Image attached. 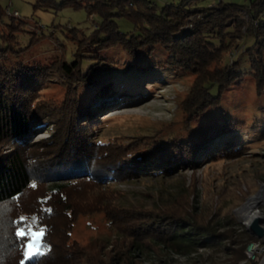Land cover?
<instances>
[{"label":"trees","instance_id":"1","mask_svg":"<svg viewBox=\"0 0 264 264\" xmlns=\"http://www.w3.org/2000/svg\"><path fill=\"white\" fill-rule=\"evenodd\" d=\"M199 1L176 3L172 0L159 5L155 0H63L61 3L36 0V8L84 9L89 18L97 16L100 20L93 22L91 32L75 28L68 32L67 39L76 46L71 61L63 51L62 57L49 66L33 63L8 68L0 65V264H7L10 254L16 252L19 255L16 264L24 260L23 245L29 238L22 241L15 232L24 229V223L33 217L34 227L44 230L43 246L50 251L29 264H107L99 252L92 253L95 247L82 248L75 254L48 239V225L54 214L59 211L73 217L82 213L72 203L73 189H87L90 183L91 191L110 181L123 182L140 175L170 176L186 168L195 170L201 161L221 153L229 155L231 148H236V143L228 137L221 150L207 153L217 139L241 128L232 119H225L222 124L206 123L200 137L174 135L158 141L136 139L129 145L100 142L98 146L81 123L84 118L87 122L96 118L91 103L80 102L81 89L99 87L98 98L111 89H106L104 81L95 76L110 65L101 57V52L112 48H122L133 57L147 50L151 56L153 50L164 48L170 66L196 70L198 77L184 103L187 132L193 131L190 126L193 120L202 118L220 104L224 87L241 76L237 72L238 63L212 70L210 59L222 62L223 54L245 37L252 39V46L246 52L257 89L264 91V0H248L244 5L219 0L211 6H201ZM120 21L129 23L131 30L124 32ZM3 38L9 43L8 48L14 49V31L10 29ZM58 74L64 76V85L71 93L60 107L38 103L36 94L42 83L53 82ZM76 84L79 87L74 90ZM50 125L54 130L53 139L42 142L43 146L37 147L38 154L30 156L28 151L34 136ZM33 183L35 187L46 184L42 193L49 195V199L38 197L37 211L32 213L27 211L24 201L25 197L32 196L34 187L30 185ZM6 209L10 211L8 216L3 215ZM104 212L110 225L125 235L128 243L122 247L124 257L136 243L186 249L188 245L184 241L189 237L206 247H216L229 240L225 250L231 259L227 264H240L246 259L247 245L256 238L249 235L242 240L234 238L232 231L220 233L187 209L146 211L107 206ZM21 217L27 219L21 220Z\"/></svg>","mask_w":264,"mask_h":264},{"label":"rangeland","instance_id":"2","mask_svg":"<svg viewBox=\"0 0 264 264\" xmlns=\"http://www.w3.org/2000/svg\"><path fill=\"white\" fill-rule=\"evenodd\" d=\"M62 1L58 0V3ZM155 1L164 4L163 0ZM223 1L248 4V0ZM217 2L219 0H200L199 5L211 6ZM35 4L36 0H0V65L8 68L33 63L49 66L62 57L63 51L71 61L76 46L67 39L68 32L73 28L91 32L93 22L100 20L97 16L89 18L84 9L67 7L57 11L36 8ZM13 21L16 23L11 26ZM120 25L124 32L132 28L126 21H120ZM10 29L15 33L14 49L8 48L9 43L3 38ZM42 37L45 39L37 40ZM251 43L252 39L245 37L225 52L223 58L221 55L222 62H211L214 59H210L209 68L212 70L238 63L237 72L241 76L224 87L216 108L193 120L190 124L192 132L184 130L187 115L184 103L198 77L196 70H178L170 66L167 51L159 47L151 56L149 50L136 57L125 53L122 48L101 52V57L110 65L97 72L95 78L99 77L104 81L103 86L111 89L107 95L98 98L99 87H83L79 96L81 103H91L95 114L93 121L87 122L84 118L81 123L88 128L96 146L100 142L129 145L136 139L154 138L158 141L174 135L200 137L205 132L206 123L222 124L225 119H232L241 128L232 135L215 140L207 153L215 154L221 150L228 137L236 143V148H231L229 155H213L215 157L207 161L203 158L195 170L186 168L170 176L140 175L123 182L110 181L91 191L90 183L87 189H73L72 203L78 205L82 213L73 217L59 211L54 214L48 225L50 242L75 254L82 248L95 247L96 251L92 253L99 252L107 264H227L231 259L225 250L229 240L216 247H206L189 237L184 241L188 245L186 249L136 243L124 257L122 247L128 242L125 235L110 225L104 209L107 206L146 211L187 209L220 233L232 231L234 238L242 240L254 236L242 223L240 215V211L253 201H257L254 210L264 214V91L257 89L246 52ZM64 80V76L58 74L53 82H43L36 94L38 103L60 107L66 95L71 93ZM53 132L51 125L40 130L34 136L29 155H37V147L53 139ZM44 185L34 187L32 196L25 197L27 211H37L38 197L49 199V195L42 193ZM8 210L3 215L7 213L8 216ZM32 222L28 219L24 223L25 232L39 233L42 229L34 227ZM27 237L28 243L32 242L31 236ZM43 239L44 235L40 240L42 247ZM18 259L17 252L10 254L7 264H16Z\"/></svg>","mask_w":264,"mask_h":264},{"label":"snow or ice","instance_id":"3","mask_svg":"<svg viewBox=\"0 0 264 264\" xmlns=\"http://www.w3.org/2000/svg\"><path fill=\"white\" fill-rule=\"evenodd\" d=\"M31 187H35V183L30 185ZM24 217H21V220H24ZM33 220H35V217H33ZM15 235L18 239L24 240L27 236H31L32 242L27 243L26 245H23V256L24 260H22L21 264H29V261H38L40 257L47 254L48 251H50V248L47 246H41L40 240L44 235L43 230H41L39 233L34 231L25 232L23 228H19Z\"/></svg>","mask_w":264,"mask_h":264},{"label":"built area","instance_id":"4","mask_svg":"<svg viewBox=\"0 0 264 264\" xmlns=\"http://www.w3.org/2000/svg\"><path fill=\"white\" fill-rule=\"evenodd\" d=\"M18 16V13H15ZM264 227V223L262 224ZM246 259L240 264H264V238L252 240L245 251Z\"/></svg>","mask_w":264,"mask_h":264},{"label":"bare ground","instance_id":"5","mask_svg":"<svg viewBox=\"0 0 264 264\" xmlns=\"http://www.w3.org/2000/svg\"><path fill=\"white\" fill-rule=\"evenodd\" d=\"M262 198L263 195L261 196V199ZM255 203H257V201H253L252 203L248 204L242 211H240L242 223L245 224L247 227L251 225L252 221L256 217H264V214L261 211L252 209V206L255 205Z\"/></svg>","mask_w":264,"mask_h":264},{"label":"water","instance_id":"6","mask_svg":"<svg viewBox=\"0 0 264 264\" xmlns=\"http://www.w3.org/2000/svg\"><path fill=\"white\" fill-rule=\"evenodd\" d=\"M245 207V206H244ZM255 205L252 206V209L254 210ZM264 223V219L260 217H256L251 225L248 227L249 231L254 235V237L258 239L264 238V227L262 224Z\"/></svg>","mask_w":264,"mask_h":264},{"label":"crops","instance_id":"7","mask_svg":"<svg viewBox=\"0 0 264 264\" xmlns=\"http://www.w3.org/2000/svg\"><path fill=\"white\" fill-rule=\"evenodd\" d=\"M163 1H165L167 3V2H171L172 0H163Z\"/></svg>","mask_w":264,"mask_h":264}]
</instances>
